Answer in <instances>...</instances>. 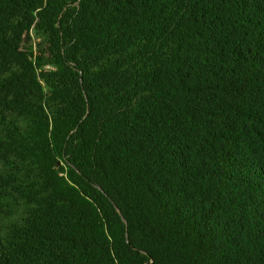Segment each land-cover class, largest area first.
Here are the masks:
<instances>
[{
  "label": "trees",
  "instance_id": "trees-1",
  "mask_svg": "<svg viewBox=\"0 0 264 264\" xmlns=\"http://www.w3.org/2000/svg\"><path fill=\"white\" fill-rule=\"evenodd\" d=\"M0 264H264V0H0Z\"/></svg>",
  "mask_w": 264,
  "mask_h": 264
}]
</instances>
